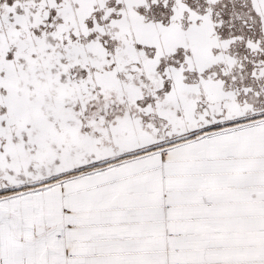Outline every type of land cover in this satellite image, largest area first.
<instances>
[{"label":"snow or ice","instance_id":"6c2138e0","mask_svg":"<svg viewBox=\"0 0 264 264\" xmlns=\"http://www.w3.org/2000/svg\"><path fill=\"white\" fill-rule=\"evenodd\" d=\"M0 264H264V0H0Z\"/></svg>","mask_w":264,"mask_h":264}]
</instances>
